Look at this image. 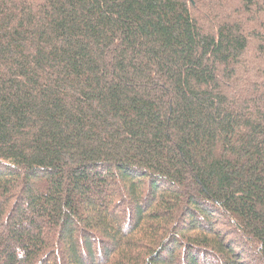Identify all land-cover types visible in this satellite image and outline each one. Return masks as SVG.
Instances as JSON below:
<instances>
[{"label": "trees", "instance_id": "16d2710c", "mask_svg": "<svg viewBox=\"0 0 264 264\" xmlns=\"http://www.w3.org/2000/svg\"><path fill=\"white\" fill-rule=\"evenodd\" d=\"M0 264H264V0H0Z\"/></svg>", "mask_w": 264, "mask_h": 264}]
</instances>
